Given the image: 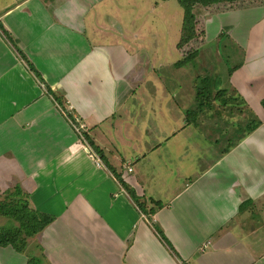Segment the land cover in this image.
Returning <instances> with one entry per match:
<instances>
[{
    "label": "crops",
    "instance_id": "obj_1",
    "mask_svg": "<svg viewBox=\"0 0 264 264\" xmlns=\"http://www.w3.org/2000/svg\"><path fill=\"white\" fill-rule=\"evenodd\" d=\"M119 9L116 0H0V192L19 187L53 218L31 240L35 254L44 264H264V62L239 44L251 36L227 34L243 57L228 78L240 108L199 111L191 125L175 62L157 67L144 38L122 40L104 25ZM250 117L259 126L246 133ZM116 175L148 209L161 207L142 214ZM26 253L0 247V264H27Z\"/></svg>",
    "mask_w": 264,
    "mask_h": 264
},
{
    "label": "rangeland",
    "instance_id": "obj_2",
    "mask_svg": "<svg viewBox=\"0 0 264 264\" xmlns=\"http://www.w3.org/2000/svg\"><path fill=\"white\" fill-rule=\"evenodd\" d=\"M262 1L263 3L261 2L260 6H254V8H249L245 11H238L231 14H216L215 16L207 15L200 7L194 8V14L196 18L201 24H203L204 28L206 27L207 40L204 42L203 47L199 51L198 57H196L194 61L181 67H175V70L171 69L172 85H176V88L178 89L181 88L182 94L189 95L188 99L190 103L188 109H190L191 112H189L186 119L188 120V123L191 121V125H194V122H196L197 119V115L192 111L194 105V89L192 88V82L194 80H198L197 85L199 86L201 79L213 77L217 80V87H224L229 91L231 86L228 79V68L235 65V62L232 59H227V62L225 61V55L222 51L223 44L218 46L219 41H212L213 35L216 36L218 33L221 34L223 32L226 34L229 33L236 37L237 42L239 43L237 34H249L251 37L241 36L240 38L241 41H246V45H243L242 42L239 44L243 46L244 53L247 56H252L251 58H257L258 60L264 62V0ZM116 2L119 4L120 9L118 11L113 10L109 12V16H107V18H104L103 16L104 25L107 27L116 26V37L122 40L127 39L129 42H132V40L137 42V37L144 38L145 42L141 40L140 43L145 44L147 48L146 53L148 56L151 57L154 52H158L159 54L158 58L155 60L149 58L151 59L152 63L159 65L157 67H160V63H164V65L166 63L172 64L181 58V55L178 53L175 47L179 40L183 10L176 0H172V2H170V0H165L160 3L156 9L150 10L148 9L147 0H125L123 3L120 0H116ZM140 6H142V9ZM101 19L102 17L96 20L101 21ZM250 24L251 28L247 29ZM138 27L139 29H137ZM226 34H224V36H226ZM251 47L257 48L258 51L261 50L260 52L263 53V57L261 56L260 52H258L256 56L252 54V50L250 53H247ZM206 49L209 50L206 51ZM211 55H213L215 58L210 57ZM166 67L168 69L170 68L168 65ZM244 70L246 72V77L250 78L252 73L250 74V71H248L249 69ZM169 72L170 69L167 73ZM158 75L164 76V70L158 72ZM162 80L164 81L165 79ZM247 83L252 89H257L260 84V82H256L254 75L251 77V79H248ZM235 95L238 96L236 93ZM215 100L218 101L217 99ZM240 105L241 102L234 99L233 97L228 102V107L226 109L236 110L235 107L231 106L240 108ZM223 107H221L220 110ZM206 115L211 116L210 113H206ZM254 118L256 119V117ZM250 119L251 117L248 120L244 119V122L249 121ZM201 123L204 124L203 118L201 119ZM211 123H213V120ZM200 130L201 129L199 128V131ZM221 145V142H219L218 147ZM203 162H206L205 159ZM201 163L202 162L199 164ZM10 223L11 222L8 220L0 218V227L9 226ZM32 248V245H30L29 249L31 250ZM34 253H36V251H34Z\"/></svg>",
    "mask_w": 264,
    "mask_h": 264
},
{
    "label": "trees",
    "instance_id": "obj_3",
    "mask_svg": "<svg viewBox=\"0 0 264 264\" xmlns=\"http://www.w3.org/2000/svg\"><path fill=\"white\" fill-rule=\"evenodd\" d=\"M179 6L183 10L182 23L179 33V40L176 44V50L181 55V58L175 62L174 67L184 66L198 57L199 51L203 47L205 42V30L203 24L196 18L194 14V8L200 7L207 15H215L218 13L229 12L233 10H243L254 8V6H260L262 0H176ZM254 1V2H253ZM221 33L218 36V46L222 45V51L225 55V61L234 60L235 65L228 68V75L230 76L234 69L240 67L243 63V57L239 53V50L235 48L233 44H229L227 40V34ZM209 49H206L208 51ZM203 52V51H202ZM210 57L215 58L213 55ZM31 69V67H29ZM32 70V69H31ZM33 71V70H32ZM217 80L213 77L203 78L198 86V80L193 81L194 89V101L193 107L194 114L197 112L209 109H218L227 106L228 102L234 97L238 101H242L240 96H234L231 90H227L224 87H217ZM216 87V88H215ZM229 93L231 95H229ZM218 100L220 103H214L212 101ZM57 101V99H56ZM58 103L60 101L58 100ZM264 109V98L260 102ZM239 110V108H237ZM191 112V111H189ZM187 116L188 117V114ZM188 121V120H187ZM246 133H249L259 126V121L255 118L247 121ZM86 143L92 149V151L98 155L100 160L108 163L104 154L99 148L96 147L94 142L87 136L83 135ZM108 168L114 173L112 168ZM118 182L128 192L130 198L135 203L138 210L150 218L153 215L155 208L161 207L160 202H153L154 207L148 209L146 203L141 201L135 193L128 189L122 180L116 175ZM0 218H4L11 222L9 226L0 227V247H12L18 253L28 254L27 264H44L41 255H36L34 251L39 250V246L34 245L31 250H28L31 240L40 233L46 226H48L52 217L39 213L30 208L26 194H24L19 187L12 188L11 190L0 192ZM151 220V219H150ZM161 240L169 247V243L162 234V232L155 228ZM33 250V251H32ZM37 253V251H36Z\"/></svg>",
    "mask_w": 264,
    "mask_h": 264
},
{
    "label": "built area",
    "instance_id": "obj_4",
    "mask_svg": "<svg viewBox=\"0 0 264 264\" xmlns=\"http://www.w3.org/2000/svg\"><path fill=\"white\" fill-rule=\"evenodd\" d=\"M57 107L60 109V111L66 115L68 117V120L72 126V128L75 130L76 133H78L79 135H82V131L84 128V125H82L79 121V119L75 116H69L71 113L69 112L70 110V105L68 102H60L58 103ZM94 161L97 165L100 164L99 159H97V157L94 155ZM127 171H131V168L128 167Z\"/></svg>",
    "mask_w": 264,
    "mask_h": 264
}]
</instances>
